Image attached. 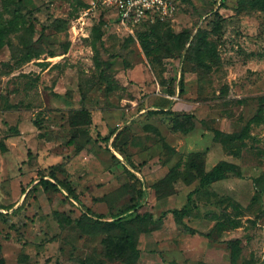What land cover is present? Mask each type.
Here are the masks:
<instances>
[{
	"label": "rangeland",
	"instance_id": "obj_1",
	"mask_svg": "<svg viewBox=\"0 0 264 264\" xmlns=\"http://www.w3.org/2000/svg\"><path fill=\"white\" fill-rule=\"evenodd\" d=\"M172 1L131 30L90 0H0V264H124L109 223L138 213L166 216L131 223L135 264H264V10ZM204 157L243 177L201 187Z\"/></svg>",
	"mask_w": 264,
	"mask_h": 264
},
{
	"label": "trees",
	"instance_id": "obj_2",
	"mask_svg": "<svg viewBox=\"0 0 264 264\" xmlns=\"http://www.w3.org/2000/svg\"><path fill=\"white\" fill-rule=\"evenodd\" d=\"M245 1V0H244ZM251 5L255 8H259L264 10V0H249ZM161 20H157L155 22H145L142 25H156ZM140 43L142 46V49L144 53L147 55L148 60L152 66L153 72L156 75V77L159 80V83L161 86L166 87L167 79L164 76V73L166 71L165 67L162 66L159 58H157L154 53L156 51L155 49V42L154 40L150 39L148 36L140 38ZM168 92L170 94H175V89L170 87L168 89ZM188 118H193V115L188 114ZM249 126L246 127L244 131V136L242 138H247L249 136ZM114 134V131L111 133ZM216 136H225L224 133L221 131H216ZM240 137V136H239ZM241 138V137H240ZM205 157L203 158V169L200 174V185L201 187H205L208 185H211L215 182L224 180L228 178L231 175H234L236 177H243V173L240 169V166L235 163H231L228 161H220L216 165H214L211 169L206 170L205 167ZM133 164V163H131ZM195 165V163H193ZM42 184H44L45 189L49 188V181L48 180H41ZM51 186H53L56 190L58 187L55 184L51 183ZM262 192L264 190L260 189L257 191L254 199H257L261 197ZM173 214L178 218H183L187 211H174ZM166 215L163 214L158 219H154L153 216L150 213L145 214H136L134 217L131 215L130 217H120L112 222L109 223V226L112 228H116L120 231L123 239V252L125 253L123 257L124 264H135L139 257H140V251L136 244V236L133 228L131 227V223H149L154 228H159L162 224V221ZM83 264H86L85 262Z\"/></svg>",
	"mask_w": 264,
	"mask_h": 264
},
{
	"label": "built area",
	"instance_id": "obj_3",
	"mask_svg": "<svg viewBox=\"0 0 264 264\" xmlns=\"http://www.w3.org/2000/svg\"><path fill=\"white\" fill-rule=\"evenodd\" d=\"M92 5L111 9L122 27L133 29L145 22L165 20L175 11L172 0H90Z\"/></svg>",
	"mask_w": 264,
	"mask_h": 264
},
{
	"label": "crops",
	"instance_id": "obj_4",
	"mask_svg": "<svg viewBox=\"0 0 264 264\" xmlns=\"http://www.w3.org/2000/svg\"><path fill=\"white\" fill-rule=\"evenodd\" d=\"M231 163H232V162H231ZM216 164H217V163H216ZM216 164H215V165H216ZM208 170H209V169H208Z\"/></svg>",
	"mask_w": 264,
	"mask_h": 264
}]
</instances>
